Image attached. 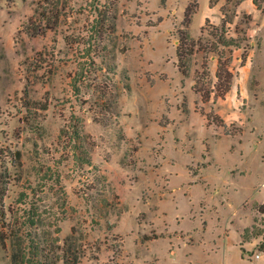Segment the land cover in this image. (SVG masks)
I'll return each instance as SVG.
<instances>
[{
  "label": "rangeland",
  "instance_id": "374dc122",
  "mask_svg": "<svg viewBox=\"0 0 264 264\" xmlns=\"http://www.w3.org/2000/svg\"><path fill=\"white\" fill-rule=\"evenodd\" d=\"M190 1L203 48L183 76L175 47ZM258 3L0 0V264L17 239L46 264H264ZM112 16L99 42L95 26ZM215 45L233 73L223 97Z\"/></svg>",
  "mask_w": 264,
  "mask_h": 264
},
{
  "label": "trees",
  "instance_id": "16d2710c",
  "mask_svg": "<svg viewBox=\"0 0 264 264\" xmlns=\"http://www.w3.org/2000/svg\"><path fill=\"white\" fill-rule=\"evenodd\" d=\"M252 3L257 7V9H260L261 6L258 3L259 0H251ZM113 6V4H112ZM197 9V2L196 1H190L187 3V5L184 8L183 11V18L181 21L182 27L177 30L178 34V40L175 47V55H176V66L178 71L181 73V75H187L188 68H187V61L190 59V57L196 53L202 50V45L200 43V38H194L192 37L188 32V26L191 22L192 15ZM99 15L102 17V13H99ZM98 15V16H99ZM100 18V17H99ZM114 16L111 17L110 22H105L104 18L103 20H98L97 25L95 26V35H97V39L99 42H102L104 38L114 32L115 24L113 22ZM226 22V21H225ZM224 24V21L222 22ZM217 43L222 45L223 47H227L231 45V42L226 40L222 35L218 34ZM210 52H213L214 55H216L217 58V69L215 72V76L217 78L216 84H215V95L217 97H223L231 88V79L233 78V73L229 69L228 60L222 59V55L220 52L217 51V46L215 45ZM80 68L82 69V62L80 63ZM202 69H206V63L203 61L201 64ZM194 83H193V89L195 92L199 93L201 96L202 101L208 100L210 97V90L205 89L202 85L199 86V81L196 79V76L193 77ZM104 92V91H103ZM5 152L0 151V159L1 156H5ZM9 182V175L6 168H2L0 166V221H1V228H0V244L5 247L6 246V240L9 238L6 236L5 232L7 231V226L5 224V211H4V197L6 195L7 191V185ZM72 239H74V232H71L69 236H67L64 239V250L67 251L70 247V243H72ZM71 249V248H70ZM64 251V253H65ZM32 254V256L30 255ZM37 248L33 247L31 250L30 248L26 250L25 246L22 244V242L15 240H11V260L12 264H46L44 260H40L37 258ZM65 264H76L77 262V256L73 255L72 259L64 258Z\"/></svg>",
  "mask_w": 264,
  "mask_h": 264
},
{
  "label": "built area",
  "instance_id": "2783aa9c",
  "mask_svg": "<svg viewBox=\"0 0 264 264\" xmlns=\"http://www.w3.org/2000/svg\"><path fill=\"white\" fill-rule=\"evenodd\" d=\"M262 255H264V242H263V246H262L261 250H259V253L255 254L256 257H260Z\"/></svg>",
  "mask_w": 264,
  "mask_h": 264
},
{
  "label": "crops",
  "instance_id": "0c3cea01",
  "mask_svg": "<svg viewBox=\"0 0 264 264\" xmlns=\"http://www.w3.org/2000/svg\"><path fill=\"white\" fill-rule=\"evenodd\" d=\"M249 1V0H248ZM244 1L241 2V4L243 3Z\"/></svg>",
  "mask_w": 264,
  "mask_h": 264
}]
</instances>
